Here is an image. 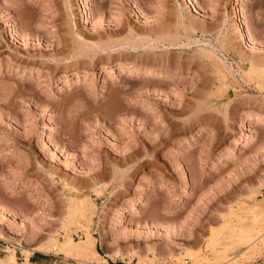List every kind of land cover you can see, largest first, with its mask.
Here are the masks:
<instances>
[{"label":"rangeland","instance_id":"rangeland-1","mask_svg":"<svg viewBox=\"0 0 264 264\" xmlns=\"http://www.w3.org/2000/svg\"><path fill=\"white\" fill-rule=\"evenodd\" d=\"M263 71L264 0H0V258L83 238L84 197L105 264L213 258L264 195Z\"/></svg>","mask_w":264,"mask_h":264},{"label":"bare ground","instance_id":"bare-ground-1","mask_svg":"<svg viewBox=\"0 0 264 264\" xmlns=\"http://www.w3.org/2000/svg\"><path fill=\"white\" fill-rule=\"evenodd\" d=\"M236 28H238V30L241 31L242 35H245L246 34L245 32H247V30L243 28L242 24L241 26L238 25ZM246 36L248 37L249 41L252 40L250 39V35L248 34V32ZM122 46L118 47V46L104 45L102 47H97L96 49H98L100 52L109 51L113 53L116 50L122 49L123 48ZM95 51L96 50L94 49L93 51H91V53L89 52L90 54L88 55L93 56L95 54L93 56L95 57L97 52ZM250 65L254 66L255 69L256 67H258V65L255 66L253 62ZM260 71L262 72L261 69ZM262 74L264 75V71ZM261 115L257 118L256 121L260 122L259 121L260 118L262 117L264 118V116ZM66 208L70 220H72L73 223L77 225L76 228L83 233L84 237L77 241H74V239L71 238L70 234L66 233V235L64 236V240L62 242L53 240L49 243L47 242L43 245L41 244L37 246L36 248L33 249V251L43 255L63 256V258L73 261L74 264H105L104 263L105 260L95 249L96 238H94L88 233L89 226L92 223V216L96 213V209H97L96 206L91 202L89 198L84 197L81 199L69 198V200L67 201ZM239 209L242 210H238L237 212L232 211V214L234 216L236 215V217L237 216L241 217L240 218L241 221L238 223V225L234 226L235 228L231 227L232 228L231 229L227 227L231 235H228L229 232L226 233V236L224 234L226 238L227 235L229 236V238L225 239L223 234L219 235L215 233L216 235H214L212 233L211 237H209V239L207 240L208 241L207 248L209 249V251H211L213 258L205 257L204 259H202V261H198V262L194 261L193 264H241L245 260L254 256V254H260L262 251H264V236L260 234L264 229L262 230V228H258V229L250 228L248 231H245V229H243L244 220L246 222L248 220L250 222L252 221L255 222L259 219L264 218V195L262 199L255 200V203L249 208L243 207ZM236 231L241 232L240 236L235 235L237 238L234 236L235 233H237L238 235V232ZM230 238L231 239L236 238V240L233 239V242L232 241L230 242L231 240ZM225 242H227V244H225ZM238 248L242 249L240 250V252L237 251L239 252L238 253L239 255H237V257L231 258L230 256L232 252ZM14 250L11 249L6 258L4 259L0 258V264H19L17 262ZM30 254H31L30 250L27 249L21 250L20 256L23 257V262L21 264H31L29 261ZM154 256L153 257L156 259L157 258L156 255ZM143 260L144 259H141L140 257V260H138L140 261V263L138 262V264H142Z\"/></svg>","mask_w":264,"mask_h":264},{"label":"built area","instance_id":"built-area-1","mask_svg":"<svg viewBox=\"0 0 264 264\" xmlns=\"http://www.w3.org/2000/svg\"><path fill=\"white\" fill-rule=\"evenodd\" d=\"M182 262H183V264H186L188 261H187V259H184Z\"/></svg>","mask_w":264,"mask_h":264},{"label":"crops","instance_id":"crops-1","mask_svg":"<svg viewBox=\"0 0 264 264\" xmlns=\"http://www.w3.org/2000/svg\"><path fill=\"white\" fill-rule=\"evenodd\" d=\"M33 255V252L30 254V256H29V261H30V257ZM30 263L32 264V262L30 261Z\"/></svg>","mask_w":264,"mask_h":264}]
</instances>
